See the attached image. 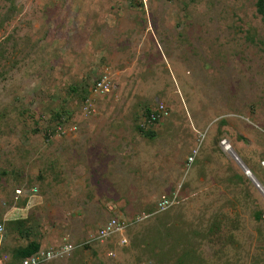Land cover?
<instances>
[{
	"label": "rangeland",
	"instance_id": "obj_1",
	"mask_svg": "<svg viewBox=\"0 0 264 264\" xmlns=\"http://www.w3.org/2000/svg\"><path fill=\"white\" fill-rule=\"evenodd\" d=\"M255 3L0 0L5 261L29 242L78 244L169 195L123 243L111 236L42 264H264ZM103 74L109 90L86 102ZM159 105L165 114L150 120Z\"/></svg>",
	"mask_w": 264,
	"mask_h": 264
},
{
	"label": "built area",
	"instance_id": "obj_2",
	"mask_svg": "<svg viewBox=\"0 0 264 264\" xmlns=\"http://www.w3.org/2000/svg\"><path fill=\"white\" fill-rule=\"evenodd\" d=\"M130 1H138L143 4L145 2V0H130ZM108 90H109V82H108V79L106 78V75L103 74L100 78L95 80L90 85L89 90H88L89 96L86 98V102L89 101L90 96H96L99 94H103L107 92ZM162 114H165V109L163 108L162 105H159L154 111L150 112L149 118L150 120H154L156 117ZM224 145H227L229 147L228 144H223V149H224ZM191 160H192V157L189 155L187 157V161L189 162ZM259 164L262 167H264V156L259 160ZM244 167H245L244 170L240 168L242 173L246 176H248L246 172L251 174V171L248 169V167L246 165H244ZM173 201H174L173 197H170L169 195L159 197L156 201V208L151 213L165 210L170 205H172ZM149 214L145 212H141L130 219L110 217L102 225H100L95 230V232L86 236L78 244L71 243V242H63L62 244L56 247H53V248L52 247L47 248V249L38 248L35 252L19 259L14 264H42L54 258L61 257L63 254H66L72 251L75 247H77V245L83 246L85 244H89L94 241H102L111 236H118L119 242L123 243L125 241V237L123 234L125 233L126 229L129 226H131L134 222L144 219ZM2 233H3V227H2V224L0 223V238L2 236ZM5 259H7V256L0 253V264H8V262L5 261Z\"/></svg>",
	"mask_w": 264,
	"mask_h": 264
},
{
	"label": "trees",
	"instance_id": "obj_3",
	"mask_svg": "<svg viewBox=\"0 0 264 264\" xmlns=\"http://www.w3.org/2000/svg\"><path fill=\"white\" fill-rule=\"evenodd\" d=\"M256 11L261 14V15H264V0H256ZM264 156V155H263ZM262 156V157H263ZM261 157V158H262ZM248 169L250 171H252V169L250 168L249 165L245 164ZM39 247L38 243L37 242H29L27 243L25 246L19 248L16 252V256H15V261L13 262H8V264H14L16 261H18L19 259L27 256V255H30L31 253L35 252Z\"/></svg>",
	"mask_w": 264,
	"mask_h": 264
},
{
	"label": "crops",
	"instance_id": "obj_4",
	"mask_svg": "<svg viewBox=\"0 0 264 264\" xmlns=\"http://www.w3.org/2000/svg\"><path fill=\"white\" fill-rule=\"evenodd\" d=\"M252 176V175H251Z\"/></svg>",
	"mask_w": 264,
	"mask_h": 264
}]
</instances>
